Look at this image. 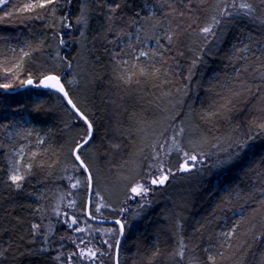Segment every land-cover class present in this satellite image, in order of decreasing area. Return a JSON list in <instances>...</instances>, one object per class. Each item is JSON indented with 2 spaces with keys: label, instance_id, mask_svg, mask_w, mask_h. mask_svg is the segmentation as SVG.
Wrapping results in <instances>:
<instances>
[{
  "label": "trees",
  "instance_id": "1",
  "mask_svg": "<svg viewBox=\"0 0 264 264\" xmlns=\"http://www.w3.org/2000/svg\"><path fill=\"white\" fill-rule=\"evenodd\" d=\"M29 2L9 0L0 6V84L11 83L15 88L30 76L38 82L49 69L61 65L58 71L63 74L66 90L94 124L93 139L83 154L93 176L90 214L95 218L128 220L119 247V264H148L157 249L160 254L153 264H174L170 253L177 250L181 237L187 245L181 264L197 260L204 264L207 259L204 249L208 247H213L216 253L223 251L225 258L218 260V264H264V236L257 237V233L264 232L260 227L264 218L261 203L264 199V131L256 126L264 117L261 110L264 97L257 89L258 85L264 86V82L253 72L264 64V26L251 19H233L218 26L215 38H209L206 43L199 28L210 23L216 0H192V13L184 18L181 28H187L193 20L195 25L169 45L163 36V31L169 27L163 17L167 10L162 7L164 0H71L70 5L67 0H58L55 5L20 12ZM113 2L122 7L109 20L105 4ZM256 5L259 6V0ZM81 8L87 10L86 25L76 23ZM150 11L154 16L146 19ZM64 16L68 17L66 22L72 23L71 28L56 27L54 22ZM157 20L164 24L163 31L159 27L153 29ZM136 29H139V38L133 39L131 35ZM156 33H160L161 43L171 49L165 53L164 61L153 62L160 69L159 75L125 84L119 76L136 69H132L129 55L119 57L129 64L118 65L112 59L113 53L121 50L131 53L132 48L137 51L156 48L153 38ZM61 36L66 40L65 45L59 44ZM245 44L249 45L247 52L236 51ZM35 48L39 50L32 51ZM21 50L30 55L24 56ZM61 58L71 61V68ZM193 60L198 62L188 81L184 77ZM140 63H148L147 58H140ZM5 69L12 71L6 74ZM68 80L73 83H67ZM249 85L256 95L244 91ZM21 91L0 90V252L4 253L0 264H68V256L73 252L77 256L72 264H90L78 255L77 244L81 239L85 240L81 248L102 247L103 252L108 249V255L100 257L96 264L101 261L115 264L111 250H115L118 225L88 219L85 213L87 184L76 188L69 185L87 176L72 167L69 155L86 125L65 111V101L60 94L31 87ZM233 92L241 95L234 97ZM229 100L236 105L227 113L229 118L209 115ZM173 124L185 129L181 144L184 151L201 150L210 154L220 151V155L216 154L201 170L179 173L175 171L176 162L183 158V153L175 150L163 153L161 159L175 163L169 166L173 174L166 184L153 185L145 197L134 195V199H128L131 185L146 182L147 187L145 175L157 157L156 147L163 139L164 143H171L166 137H171L169 126ZM166 128L169 130L161 135ZM36 134L44 136V143H38ZM249 135L253 139L248 140ZM186 138L191 143L186 142ZM238 139L247 141V147L229 164L214 166L217 158L222 159L227 154L223 150L235 151L230 145ZM112 145L120 147L116 149ZM17 147L23 149L21 174H25V164H32L31 174L25 176L19 189L9 180L16 161L13 151ZM32 153H36L35 159ZM60 196L65 197L64 200L68 196L72 207L61 205L56 210ZM56 218L58 221H54ZM74 218L77 223L70 229L68 224ZM237 220H241V224L232 241L234 248H220L219 234L231 229ZM32 224L41 225L40 232L50 234L48 244H44L42 235H33ZM75 228H85V232L73 233ZM106 229H113L114 235L105 232ZM106 239L112 241L111 244L114 242L113 249L103 243ZM42 247L47 251H41Z\"/></svg>",
  "mask_w": 264,
  "mask_h": 264
},
{
  "label": "snow or ice",
  "instance_id": "2",
  "mask_svg": "<svg viewBox=\"0 0 264 264\" xmlns=\"http://www.w3.org/2000/svg\"><path fill=\"white\" fill-rule=\"evenodd\" d=\"M9 2V0H0V6L6 5ZM203 2V0H201ZM58 3V0H30L29 3H26L23 8L19 9L20 12H31L36 8H45L48 5H55ZM67 3L70 5L71 0H67ZM105 7L108 10V19L111 20L114 18L115 14L118 12V10L122 7V5L118 2L113 3H106ZM146 7V5H145ZM162 7H165L167 10L163 12L164 20L168 22V29L166 31L164 30V24L161 23L160 20L156 21V24L153 25V29L155 30L157 27H159L160 30L163 31L164 39L167 40L168 44H174L178 41L179 36L183 33H187L189 30L193 28L196 21L193 20L191 23L188 24L187 28H181V25L184 23V18L188 17L192 13V0H164V4ZM53 13H55L56 9H52ZM214 14L211 16L210 23H208L206 26H202L199 28V34L204 39V41L207 43L209 38H215L217 35V27L221 26L230 20L233 19H251L255 22H258L260 25L264 26V0H259V6L256 5V0H216V7L213 9ZM259 13V14H258ZM139 13H137L138 15ZM6 15H11V13H6ZM154 16V13L151 11L149 12V16L146 17V19H152ZM42 19V17H41ZM68 21V17L64 16L60 18L59 22L56 23V27H64V28H71L72 23L66 22ZM175 23V27H173V22ZM87 10L86 8H81L80 15L76 18L77 24H87ZM132 23H135V21H132ZM119 35V33L117 34ZM81 36H83V32H81ZM156 40L157 47L149 50H140L137 51L135 48L131 49V53H125L123 50L120 52L113 53L112 59L117 61V64H129V61L120 60L119 57L121 55H129L132 60V69H136V71H130V74L126 75H120L119 79H121L125 84H131V83H139L140 78L143 77H151L156 78L159 73L160 69L155 67V62L164 61L165 53L170 51L171 49L166 48L165 44L161 43V35L160 33H156L153 37ZM60 45H65L66 40L61 36L59 39ZM30 47V45H29ZM131 47V46H129ZM39 48L32 49V51H38ZM249 50V45L245 44L241 48H237L236 51L240 53H245ZM23 51V50H21ZM203 51V49H201ZM24 56H29L30 53L28 51H23ZM182 55V53H181ZM147 58L148 63L141 64L140 58ZM157 57H159V61H157ZM238 59H241L243 57H237ZM61 61L66 63L68 68H71V61H64V58H61ZM198 61L193 60L192 61V67L189 68L188 75L184 77L185 80L190 81L192 79V76L194 74V68ZM20 65H17V68H19ZM61 67L60 64H57L54 68L49 69L47 71V74L43 75V78L40 79V82L37 87L43 86L45 88H49L51 90H54L56 93H59L63 100L65 101V111L68 112L71 117L76 121H83L84 125H86V128L83 130V133L79 137L78 140L74 141V147H71L69 150V155L72 158V167L77 171L81 172L82 174H87L84 180H77L75 184L72 185L73 188H76L82 184H87V187L90 191L94 192L93 187V176L91 173L90 164L87 162V158L83 155L85 153V150L88 148L89 144L91 143V140L94 136V124L89 119L87 113L85 110H82V108L79 106L78 102L73 99L72 96H70L69 91L65 88V83L62 82L63 76L59 73L58 69ZM258 69H264V64H260L258 68H254L253 72H257L261 81L264 82V71H258ZM247 71V69H244ZM11 69H5V73L11 72ZM7 78V75H5V79ZM67 83L71 84L73 83L72 80H68ZM243 83V81H242ZM21 86L26 85H33V78L30 76L25 80H22L20 82ZM13 87V84L11 83H3L0 84V89L9 90ZM257 89L260 93L261 97H264V86L258 85ZM179 91V89H178ZM244 91L248 92L250 95H256L255 92H252L251 86L247 89H244ZM168 95V94H165ZM232 95L234 97H239L241 93L239 92H233ZM236 108V105L232 103L230 100L227 101L224 104L220 105V108L217 109L216 112L210 113L211 116H219L222 118H229L227 116V113H231ZM264 111V109H261ZM261 122L258 123L256 126L259 130L264 131V117L260 118ZM67 127V125H65ZM169 128L171 129L172 135L171 137H166V139H169L171 143L168 146V153H171L173 150L177 152L183 153V160L184 162L180 164L178 171L182 172H188L192 168L196 167L198 164H201L205 157L203 153H195L189 154L188 152L184 151L181 147L182 144V136L185 132V129L183 127L177 128L175 124L170 125ZM169 129H164L163 132H161V135H164V132H167ZM253 139L251 135L248 136V140ZM38 143H44L43 138H40L38 140ZM113 148L118 149L120 145H112ZM153 149H155L156 145H152ZM160 147H164L163 145H160ZM215 147V146H214ZM230 147H234L235 151L228 153V150H223L225 153H227L224 158H217L216 163L214 166L220 167L225 166L229 164L235 156H238L240 151L244 150L247 147V141L242 140H236L233 145H230ZM16 155L23 156V149L21 148ZM157 156H159V153H156ZM33 159L36 158V153H32ZM25 174H21V168H20V161H15V164L12 168V173L9 176V180L11 181L12 185H14L17 189L21 188V182L25 179L26 175L31 174L32 164H25L24 166ZM150 167L157 168L159 175H156L155 178H152L150 180V183L152 185H163L165 182L169 179V176L172 175V170L170 168H165L164 163L162 160H160L158 163H154L150 165ZM150 189L144 185H138L136 187H133L131 189V192L136 195H141L143 193H147ZM98 194V193H95ZM261 203L264 204V199L261 200ZM71 206V202L69 204ZM97 211H99V208H97ZM121 211H125V209H121ZM90 214V213H89ZM95 217H93L94 219ZM77 223L76 219H72V222L68 224L69 228H73V225ZM116 224L120 225V233L123 234L125 223L122 222L120 219L116 220ZM241 224V220H237L233 225L232 228L229 229L227 232H221L220 238H221V244L219 245L220 248L231 250L234 248V245L232 241L235 239V232L238 229L239 225ZM255 227V224L252 225ZM90 227V226H89ZM201 227H203L201 225ZM260 227L264 229V218L261 219ZM32 233L34 236L36 235H42L44 244L46 245L48 243V233H41V225L39 224H32L31 225ZM74 231L76 232H85V228H75ZM107 232H113V229H106ZM264 236V232L257 233V237ZM75 243V241H74ZM103 243L108 244V247L111 249L113 245L105 240ZM85 244V241L83 239L80 240V243L77 244V248L79 249V257L81 259H86L90 262V264H96L97 260L100 259L102 256H107V252L101 251L99 248H81L80 245ZM119 245L120 240H116V264H119ZM187 245L184 243L183 238L181 237L179 245L177 250L170 253V258L173 259L174 264H181V262L184 260L185 257V251H186ZM41 251H47V248L42 247ZM204 251L207 253V259L204 262V264H218V260L224 259V253L221 252H214L213 247L205 248ZM4 253L0 252V256H2ZM23 254V253H22ZM159 249L154 251L149 258L148 264H153V261L157 259L159 256ZM235 255V253H232ZM77 256V253L73 252L70 253L68 256V264H72V260ZM56 259H59V255L55 257ZM101 264L103 262L101 261ZM190 264H200V261H194Z\"/></svg>",
  "mask_w": 264,
  "mask_h": 264
},
{
  "label": "rangeland",
  "instance_id": "3",
  "mask_svg": "<svg viewBox=\"0 0 264 264\" xmlns=\"http://www.w3.org/2000/svg\"><path fill=\"white\" fill-rule=\"evenodd\" d=\"M138 31H139V29H136L135 30V33L134 34H132L131 35V37L133 38V39H137V38H139V34H138ZM63 34V33H62ZM69 35H70V32H69ZM20 120V119H19ZM28 122V120H26L25 121V123H27ZM170 135V134H169ZM35 138L37 139V140H39L40 138H43L44 139V136H42V135H39V134H36L35 135ZM165 141H164V139L160 142V144H159V146L158 147H156V149H158V153L160 154L159 156H157L156 157V159L154 160V163H158L160 160H162L163 162H165L164 163V167L165 168H169V166L170 165H175V163L174 162H170L169 160H167L166 161V159H161L160 158V156L164 153H168L167 151H168V149H167V147L169 146L168 144L167 145H165L166 143H164ZM186 142H188V143H191V142H189V141H187V138H186ZM160 145H163L164 147H160ZM22 147H17L16 149H14V151H13V157H15V159H16V161L17 160H21V157L22 156H18V155H16V153L21 149ZM162 151H163V153H162ZM220 151H215V153H212V154H210L209 152L208 153H206L205 151H201L200 150V152H197V153H203V155H204V157H205V159H204V161L201 163V164H198L196 167H194V168H192L190 171H188L189 173H192V172H195V171H198V170H201L202 168H204V166L205 167H207V165H209L210 164V162L212 161V159H214V156L217 154V155H220V153H219ZM196 153V152H195ZM189 154H193V152H189ZM160 158V159H159ZM158 160V161H157ZM184 162V160H183V158L181 159V160H178V162H176V165H177V167H176V169H175V171H178V169H179V166H180V164L181 163H183ZM154 163H152V164H154ZM167 163V165H165ZM207 163V164H206ZM209 163V164H208ZM151 164V165H152ZM201 166V167H200ZM200 168V169H199ZM150 169H151V171H153L152 173L151 172H147L146 173V175L145 176H147V178L148 179H146V180H148V183H147V187L149 188V189H151V187L153 186V185H151V184H149V180L151 179V178H155V175H159L160 173H158V171H157V169H155V168H153V167H150ZM179 173H182V171H178ZM188 172H183V173H188ZM148 174V175H147ZM152 174V175H151ZM73 175V174H72ZM72 175L70 176V177H72ZM154 175V176H153ZM145 180V181H146ZM74 184V182H69V185H73ZM131 188H133V185H131L130 186V190H131ZM148 193V192H147ZM147 193H143V194H141V195H138V196H141V197H145L146 195H147ZM130 195V194H129ZM128 195V199H131L132 200V198L134 199V195H136V194H134V193H131V195L129 196ZM133 195V196H132ZM68 196H69V194H68ZM67 196V197H68ZM62 197L63 196H60V198H58L59 199V201L60 202H62L63 203V205L65 206V207H70L69 206V204H70V202H72V200L71 199H69L68 198V200H64V198L62 199ZM67 199V198H66ZM63 200V201H62ZM70 200V201H69ZM58 201V204H57V209H59L60 207L59 206H61L62 205V203H60ZM67 203V204H66ZM107 219H109V218H107Z\"/></svg>",
  "mask_w": 264,
  "mask_h": 264
},
{
  "label": "bare ground",
  "instance_id": "4",
  "mask_svg": "<svg viewBox=\"0 0 264 264\" xmlns=\"http://www.w3.org/2000/svg\"><path fill=\"white\" fill-rule=\"evenodd\" d=\"M62 75H63V74H62ZM66 75H67V74H66ZM34 79H35V78H34ZM35 80H36V79H35ZM35 80H34V81H35ZM35 82H36V81H35ZM17 88H19V86H18V87H15V88H11V89H9V90H4V89H0V90H1L2 92H7V93H14V92L21 91V90H16ZM27 89H28V87H27ZM27 89L25 88L24 90H27ZM31 89H32V88H31ZM14 90H15V91H14ZM22 90H23V89H22ZM24 90H23V91H24ZM35 90H36V89H35ZM37 90H40V89H37ZM23 91H21V92H23ZM29 92H30V90H29ZM29 92H27V93L29 94ZM33 92H34V91H33ZM38 92H39V91H38ZM52 92H53V91H52ZM21 94H22V93H21ZM23 94H25V93H23ZM33 94H34V93H33ZM55 94H56V93H55ZM25 95H26V94H25ZM58 95H59V94H58ZM60 98H61V97H60ZM12 105H13V104H12ZM73 121H74V120H73ZM165 145H167V144H165ZM183 147H184V146H183ZM167 149H168V147H167ZM185 151H186V150H185ZM86 152H87V150H86ZM167 152H168V151H167ZM162 153H163V151H162ZM172 153H173V152H172ZM88 154H89V153H88ZM165 154H166V153H165ZM167 154H168V153H167ZM179 154H180V153H179ZM179 154H178V155H179ZM178 155H177V156H178ZM182 155H183V154H182ZM161 156H162L161 158H163V155H161ZM182 157H183V156H182ZM182 157H181V158H182ZM154 158H155V157H154ZM155 159H156V158H155ZM159 159H160V158H159ZM165 159H166V158H165ZM180 160H181V159H180ZM157 161H158V160H157ZM206 164H207V163H206ZM208 164H209V163H208ZM165 165H167V163H166ZM198 166H199V165H198ZM207 166H208V165H207ZM210 166H211V165H210ZM200 167H201V166H200ZM208 168H209V167H208ZM155 169H157V168H155ZM199 169H200V168H199ZM150 172L152 173L153 171H151V169H150ZM177 172H178V171H177ZM153 173H154V172H153ZM147 175H148V174H147ZM151 175H152V174H151ZM153 176H154V175H153ZM155 176H156V175H155ZM171 177H172V176H171ZM169 178H170V177H169ZM142 179H143V178H142ZM147 179H148V178H147ZM145 184H146V182H145ZM165 184H166V183H165ZM154 188H155V187H154ZM92 192H93V191H92ZM128 193H129V192H128ZM128 193H127V194H128ZM92 194H93V193H92ZM128 195H129V194H128ZM130 195H131V194H130ZM125 196H126V195H125ZM132 196H133V195H132ZM86 197H87V196H86ZM63 198H65V197H63ZM63 198H62V199H63ZM66 198H67L66 200H68L69 197L66 196ZM72 198H73V197H72ZM138 198H139V197H138ZM132 199H133V198H132ZM135 199H137V197H135ZM143 199H145V198H143ZM91 200H92V197H91ZM139 200L141 201V198H139ZM58 201H59V200H57V202H58ZM60 201H61V200H60ZM62 201H63V200H62ZM69 201H70V200H69ZM142 201H143V200H142ZM144 201H145V200H144ZM57 202H56V204H58ZM85 202H86V201H85ZM124 202H125V201H124ZM135 202H136V201H135ZM60 203H62V202H60ZM66 204H67V203H66ZM90 204H91V202H90ZM129 204H130V202H129ZM64 205H65V204H64ZM64 205L62 204V206H64ZM54 206H55V205H53V207H54ZM59 207H60V206H59ZM64 207H65V206H64ZM67 207H68V206H67ZM67 207H66V208H67ZM70 207H72V206H70ZM55 208H56V210H57V207H55ZM55 208H54V209H55ZM108 208H109V207H108ZM70 209H71V208H70ZM110 209H111V208H110ZM61 210H62V208H61ZM53 211H54V210H53ZM113 211H114V210H113ZM55 213L57 214L56 211H55ZM55 213H54V215H55ZM60 213H61V212H60ZM60 213H59V214H60ZM72 214H73V212H72ZM118 214H119V213H118ZM111 215H112V214H111ZM128 215H129V214H128ZM61 216H62V213H61ZM75 216H76V215H75ZM117 216H118V215H117ZM126 216H127V215H126ZM53 217H54V216H53ZM56 217H57V215H56ZM58 217H59V216H58ZM58 217H57V218H58ZM71 217H72V216H71ZM118 217H119V216H118ZM120 217H121V216H120ZM122 217H123V216H122ZM49 218H50V217H49ZM57 218L54 219V221L57 220ZM67 218H68V217H67ZM67 218H66V219H67ZM81 218H82V217H81ZM127 218H128V217H127ZM59 219H60V218H59ZM63 219H64V218H63ZM69 219H70V218H69ZM74 219H75V218H74ZM103 219H107V218H103ZM109 219H113V220H115L114 218H109ZM133 219H134V218H133ZM67 220H68V219H67ZM70 220H71V219H70ZM78 220H79V219H78ZM57 221H58V220H57ZM59 221L62 222L61 220H59ZM125 221H128V220H125ZM125 221H124V223H125ZM131 221H133V220L131 219ZM78 222H80V220H79ZM57 223H58V222H57ZM69 223H70V222H69ZM108 223H111V224L114 223V224H116L115 222H108ZM63 224H64L63 227H65V223H63ZM79 224H80V223H79ZM55 225H57V224H55ZM117 225H118V224H117ZM125 225H127V224H125ZM60 226H61V225H60ZM73 226H74V225H73ZM113 226H115V225H113ZM128 226H129V225H128ZM130 226H131V225H130ZM130 226H129V227H130ZM57 227H58V225H57ZM118 227H119V226H118ZM68 228H69V227H68ZM68 228H67V229H68ZM91 228H93V226H92ZM114 228H115V227H114ZM64 229H65V228H64ZM70 229H71V228H70ZM70 229H69V230H70ZM93 229H94V228H93ZM116 229H117V227H116ZM51 230H52V228H51ZM89 230H90V229H89ZM125 230H126V229H125ZM53 231H54V230H53ZM59 231H60V230H59ZM92 231H93V230H92ZM101 231H102V229H101ZM56 232H57V231H56ZM70 232H71V231H70ZM74 232H75V231H73V233H74ZM103 232H104V230H103ZM105 232H106V231H105ZM116 232H117V231H116ZM119 232H120V229L118 230V235H117V236H119ZM68 233H69V232H68ZM96 233H97V232H96ZM100 233H101V232H100ZM109 233H111V232H109ZM114 233H115V232H113V235H114ZM90 234H91V233H90ZM90 234H89V235H90ZM92 234H94V233H92ZM102 234H104V233H102ZM116 234H117V233H116ZM56 235H57V236H54L55 238H57V237L59 236L58 234H56ZM68 235H69V234H68ZM72 235H73V234H72ZM72 235H71V236H72ZM79 235H80V234H79ZM123 235H124V231H123ZM60 236H61V235H60ZM62 236H63V235H62ZM62 236H61V237H62ZM82 236H83V235H82ZM82 236H81V237H82ZM106 236H109V234H108V235L106 234ZM48 237H50V234H49ZM69 237H70V236H69ZM74 237H75V235H74ZM81 237H80V238H81ZM84 237H86V236H84ZM84 237H82V238H84ZM87 237H88V236H87ZM89 237H91V236H89ZM94 237H95L94 239H97V238H96V235H95ZM101 237H102V236H101ZM110 237H111V236H110ZM110 237H109V239L111 240ZM52 238H53V235H52ZM52 238H50V240H51ZM66 238H67V236H66ZM66 238H65V241H66ZM102 238H104V237H102ZM48 239H49V238H48ZM61 239H62V238H61ZM70 239H71V238H70ZM72 239H73V238H72ZM77 239H78V238H77ZM91 239H92V238H91ZM94 239H93V240H94ZM98 239H99V236H98ZM114 239H116V238L114 237ZM117 239H118V238H117ZM54 240H55V239H54ZM58 240H59V239H58ZM63 240H64V239H63ZM75 240H76V239H75ZM78 240H79V239H78ZM100 240H101V239H100ZM106 240H108V239H106ZM52 241H53V240H51V242H52ZM59 241L61 242L62 240H59ZM73 241H74V240H73ZM84 241H85V240H84ZM121 241H122V240H121ZM60 242H59V243H60ZM69 242H71V241H69ZM87 242H88V241H87ZM87 242H86V244H87ZM93 242H94V241H92V242L90 241V243H93ZM98 242H99V241H98ZM98 242H96V243L98 244ZM101 242H102V240H101ZM109 242L111 243L112 241H109ZM63 243H64V241H63ZM72 243H73V242H72ZM96 243H94V244H96ZM47 244H48V243H47ZM53 244H54V243H53ZM61 244H62V243H61ZM69 244H70V243H69ZM94 244H93V245H94ZM97 244H96V245H97ZM100 244H103V243H100ZM100 244H99V245H100ZM113 244H114V242H113ZM113 244H112V245H113ZM120 244H121V243H120ZM55 245H58V244H55ZM70 245H71V244H70ZM88 245H89V244H88ZM99 245H98V246H99ZM104 245H105V244H104ZM104 245H103V246H104ZM114 245H115V244H114ZM100 246H102V245H100ZM105 246H106V245H105ZM107 246H108V244H107ZM120 246H121V245H120ZM120 246H119V247H120ZM51 247H52V246H51ZM71 247H72V246H71ZM49 248H50V247H49ZM58 248H61V247L59 246ZM67 248H68V246H67ZM92 248H93V247H92ZM98 248H99V247H98ZM106 248H108V247H106ZM120 248H121V247H120ZM54 249H55V247H54ZM56 249H57V248H56ZM100 249H102V247H101ZM103 249H104V248H103ZM112 249H113V248H112ZM61 250H62V252H63V249H61ZM107 250H108V249H107ZM107 250H106V251H107ZM110 250H111V249H110ZM106 251H105V252H106ZM111 251H112V252L114 251V255H113V254H112V255L115 256L116 247H115V250L113 249V250H111ZM49 252H51V249H50ZM58 252H59V251H58ZM60 252H61V251H60ZM60 252H59V253H60ZM62 252H61V253H62ZM52 253H53V252H52ZM107 253H108V252H107ZM109 253H110V252H109ZM54 254H57V252L54 253ZM110 254H111V253H110ZM59 255H60V254H59ZM112 255H111V256H112ZM108 257H109V256H108ZM109 258H110V257H109ZM109 258H107V259H109ZM110 259H111V258H110ZM119 259H120V258H119ZM57 260H58V259H57ZM57 260H56V261H57ZM105 261H106V260H105ZM110 261H111V260H110ZM110 261H109L108 263H110ZM106 262H107V261H106ZM111 262H112V261H111ZM113 263H114V262H112V264H113ZM120 263H121V262H120ZM98 264H100V262H99Z\"/></svg>",
  "mask_w": 264,
  "mask_h": 264
},
{
  "label": "water",
  "instance_id": "5",
  "mask_svg": "<svg viewBox=\"0 0 264 264\" xmlns=\"http://www.w3.org/2000/svg\"><path fill=\"white\" fill-rule=\"evenodd\" d=\"M43 78V77H42ZM42 78H40V79H42ZM39 82H40V80L38 81V82H35L34 81V79H33V85H26V86H19V88H17L16 90H22V89H25V88H27V87H31V88H35V89H43V90H50V91H53V92H55L54 90H51V89H49V88H45V87H43V86H40V87H37L36 85H38L39 84ZM15 91V90H14ZM59 94V93H58ZM87 175V174H86ZM138 185H144L145 186V184H137V185H133V187H136V186H138ZM132 189V188H131ZM91 197H92V191H90L89 189H88V195H87V200H86V206H85V213H86V216L88 217V219H90V220H92V221H94V222H97V223H108V222H115L116 223V220L117 219H115V220H113V219H102V218H94L93 219V217L91 216V214H89L90 213V202H91ZM119 226V229H120V225H118ZM122 238H123V234H121L120 232H119V236H118V239L120 240V243H121V240H122ZM120 246V245H119ZM115 264H116V251H115Z\"/></svg>",
  "mask_w": 264,
  "mask_h": 264
}]
</instances>
